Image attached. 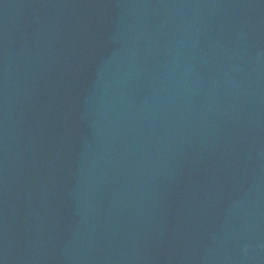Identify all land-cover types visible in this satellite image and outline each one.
<instances>
[{
	"label": "water",
	"instance_id": "obj_1",
	"mask_svg": "<svg viewBox=\"0 0 264 264\" xmlns=\"http://www.w3.org/2000/svg\"><path fill=\"white\" fill-rule=\"evenodd\" d=\"M0 264H264V0H0Z\"/></svg>",
	"mask_w": 264,
	"mask_h": 264
}]
</instances>
